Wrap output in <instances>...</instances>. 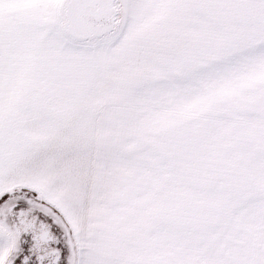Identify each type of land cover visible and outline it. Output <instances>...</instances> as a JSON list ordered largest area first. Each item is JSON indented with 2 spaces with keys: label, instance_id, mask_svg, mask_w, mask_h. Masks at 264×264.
Listing matches in <instances>:
<instances>
[{
  "label": "snow or ice",
  "instance_id": "obj_1",
  "mask_svg": "<svg viewBox=\"0 0 264 264\" xmlns=\"http://www.w3.org/2000/svg\"><path fill=\"white\" fill-rule=\"evenodd\" d=\"M0 264H264V0H0Z\"/></svg>",
  "mask_w": 264,
  "mask_h": 264
}]
</instances>
